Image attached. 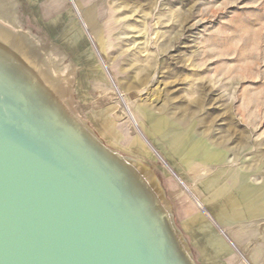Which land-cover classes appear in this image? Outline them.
<instances>
[{"label":"crops","instance_id":"0c3cea01","mask_svg":"<svg viewBox=\"0 0 264 264\" xmlns=\"http://www.w3.org/2000/svg\"><path fill=\"white\" fill-rule=\"evenodd\" d=\"M8 2L25 31L66 56L75 99L88 104L83 119L103 146L155 176L191 264H264V173L191 125L123 97L103 38L105 10L124 1Z\"/></svg>","mask_w":264,"mask_h":264},{"label":"rangeland","instance_id":"374dc122","mask_svg":"<svg viewBox=\"0 0 264 264\" xmlns=\"http://www.w3.org/2000/svg\"><path fill=\"white\" fill-rule=\"evenodd\" d=\"M122 1L105 10L114 50L103 55L125 100L191 125L263 174L264 0ZM25 32L66 69L69 105L86 124L66 56Z\"/></svg>","mask_w":264,"mask_h":264},{"label":"bare ground","instance_id":"6f19581e","mask_svg":"<svg viewBox=\"0 0 264 264\" xmlns=\"http://www.w3.org/2000/svg\"><path fill=\"white\" fill-rule=\"evenodd\" d=\"M13 9L0 0V159L82 204L137 264H191L154 176L117 161L74 114L66 69L22 30Z\"/></svg>","mask_w":264,"mask_h":264},{"label":"water","instance_id":"95a60500","mask_svg":"<svg viewBox=\"0 0 264 264\" xmlns=\"http://www.w3.org/2000/svg\"><path fill=\"white\" fill-rule=\"evenodd\" d=\"M25 172L15 161L0 159V264H137L82 204Z\"/></svg>","mask_w":264,"mask_h":264}]
</instances>
